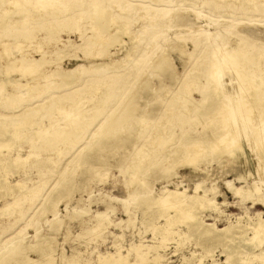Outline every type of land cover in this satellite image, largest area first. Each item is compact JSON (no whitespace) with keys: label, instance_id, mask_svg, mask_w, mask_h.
<instances>
[{"label":"bare ground","instance_id":"bare-ground-1","mask_svg":"<svg viewBox=\"0 0 264 264\" xmlns=\"http://www.w3.org/2000/svg\"><path fill=\"white\" fill-rule=\"evenodd\" d=\"M171 1L0 0V65L2 59L8 61V69L0 70V74H9L5 75L6 78L1 83L0 89V201L5 205L3 208L0 207V221L8 216L14 218L0 224V238L11 228H15L14 226L19 229L18 218L26 211L23 204L36 200L46 186L47 180H40L41 176H45V172L37 168L36 163L41 165L48 160L58 166L61 160L66 159L76 147L78 140L85 138L88 143L85 142L83 148L81 145L82 149L79 152H84L83 154L86 153L87 156L77 161L69 159L76 166L88 164L91 168L97 165L100 154L87 153L92 152L94 148L102 147L104 151L110 147L121 150L128 147L135 149L132 156L124 154L123 160L116 162L128 166V179H125L127 196L123 198L108 196L109 202L104 201L108 203L105 210L97 212L93 219H90L93 223L89 234L92 232L103 234L109 226L118 224L111 219L110 214L115 209L112 203L121 202L130 219L132 213L129 206L133 204L134 208L142 212L143 218L147 214L165 218L164 224L153 223L150 226L154 232L162 236L161 242L175 234L179 238L192 237L195 247L200 251L193 252L190 257L183 256L180 264H203L206 257L212 260L210 264H249L254 261L264 264L262 212L256 211L254 219L250 222L244 223L238 218L237 221H228L223 227H218L216 221L207 222L204 219V212L208 210L217 214L213 217L216 220L223 213L222 206L228 204L225 197L222 202L217 201L216 197L221 192L214 183L210 186L204 185V182L196 183L193 193H189L186 188L178 187L172 189L163 186L158 193H152L150 189V184L155 179L163 177L168 180L171 175H178L175 165L183 158L192 172H204L202 176L204 181L206 179L212 181L209 176L210 170L207 168L211 162L216 160L217 165L224 167L225 157L230 160L232 166L234 163L243 165L246 159L249 161V157L252 158L250 154H254L260 162L258 164L260 166L256 165L255 170L264 171V31H262L264 26H259L264 23L255 21L256 18L264 15V0H198L202 8L205 6L208 8L209 4H212L220 11L217 19L220 24L217 30H211V24L204 19L202 10L196 9L193 3L187 4L184 14L187 15L186 11L193 12L195 19L200 23L198 30L189 31L194 49L188 55L192 58V62L204 60L206 66L192 67V64L186 66L187 61L181 58L183 75L192 71L196 74L190 81L184 83L189 89L182 95L176 94L179 93L178 90L169 88L173 84H160V87L169 88H165L169 99L175 97V106L164 109L165 114L171 117L169 123H161L157 113L160 106L156 105L146 114H143L142 110H136L140 117L137 122V132L130 129L127 133H121L122 121L128 117L121 114V110L116 113L117 108L111 105V103L115 105L124 94H129L131 91L129 88L131 71L135 73L132 78H137L142 73L146 74L144 71L147 68L154 69L150 61L154 54L152 49L161 35V27L167 26V23L161 25L158 22L165 21L169 9L163 4ZM144 2L161 8L155 9V12L148 11L146 15L140 17L141 20L147 19L150 22L143 25L134 36L132 34L134 29L130 30V24L133 23L132 19L134 20L137 10H132V6ZM84 5L87 7H82ZM85 19L87 25H82L81 22ZM235 26L232 36L234 43L224 41L222 31ZM63 29H66L65 38L60 36V31ZM21 35L25 40L18 43L17 38ZM72 35L76 37L75 40L71 38ZM124 35L129 36V43L122 46L123 42L120 40ZM37 37L38 41L34 44ZM44 42L49 48H44L42 45ZM113 43H119L123 47H120L119 51L123 49L125 55L123 60L126 59L124 65L113 59L116 53L107 54L108 58L103 60L104 49ZM185 47L186 45L180 44L174 50L185 53ZM209 48L212 49L211 55L209 52L206 53ZM2 54L6 57L2 58ZM157 55L155 57L160 59V62L155 65V70H160L159 72L164 74L166 68L170 67L169 58L165 55ZM64 58L86 62H77L70 68H63L61 62ZM15 69L20 71H14ZM140 72L142 73L139 74ZM11 73H17L19 79L10 76ZM147 74L149 76L151 73ZM25 78L26 80H22ZM148 84L149 82L146 83ZM90 87L96 88L90 90ZM232 87H235V93ZM112 90L114 96H111ZM194 92L198 93L197 98L192 96ZM81 93H89L90 96L81 97ZM96 93L99 95L93 100ZM74 96L77 98V101H74L75 110L65 105ZM158 98V102L165 99L164 96ZM98 102L104 105L100 110H95L93 106ZM200 106L203 108L199 110ZM184 115L194 119L195 125L204 123V126L199 130L200 137L181 140L176 144L177 140L185 135L184 129L183 135L174 132ZM95 117L106 120L115 118L106 127L100 122L97 126L99 128L92 131L89 127ZM146 120H150L151 124L149 125ZM78 123L85 126V129L82 133L76 134ZM206 125L212 126L209 131L203 130ZM229 127L234 128V133L228 144L226 139H221L229 132L231 135ZM149 132L155 136L151 137L153 143L147 145L141 152V146L137 145L139 135L145 133L149 136ZM215 133L222 138L220 140L214 138ZM72 134L75 135H73L74 140L67 142ZM171 139H175L174 145L169 143ZM182 144L187 146L184 155L178 154L181 152ZM158 146L160 149L157 150ZM43 153L47 156L43 157ZM107 155L102 156L101 167L108 165ZM125 155L130 156L129 160ZM158 156L160 157L156 159ZM34 167L39 174L37 180L39 183L30 174ZM54 171L57 169L53 168L49 172ZM88 171L90 172V169ZM103 171L106 172V169ZM252 172L253 167L250 166L247 173L253 175ZM245 175L246 173L238 171L235 179L243 180ZM92 176L94 173H89V177ZM72 178L70 173L65 174L63 180H58L57 185L48 190L45 197L47 199L44 200L47 205L41 207V214L56 208L60 199L64 197L61 196L63 188L72 181ZM224 183L238 199H251L253 204L257 202L264 204V190L257 184L259 182H248L241 187L235 186L227 179ZM140 189L143 192H140ZM144 189L150 191L146 192ZM137 192H140L138 196ZM8 195L12 198L19 196L20 201L8 207L6 206L10 204ZM131 199L132 204L129 202ZM152 206H157V209L151 211ZM85 214L82 209L75 212V215L81 218ZM59 224L60 221L57 220L54 228H58ZM178 224L185 225L186 231L172 229ZM22 230L19 229L14 233L20 236L9 242L0 241V246L4 244L0 248V264H54L55 258L53 259L51 255L44 259L47 246H45L47 248L42 246L32 249L38 259L30 258L25 250L20 252L22 246L27 248L25 246L32 243L26 242L28 238ZM36 237H38L37 243L40 239L44 243V237L39 235ZM115 246L116 250L113 253L99 252L97 263L148 264L151 261L153 264H163L165 262L163 261L165 255L158 252L161 246L158 244L132 243L127 248L126 255L121 252L123 248L121 245ZM217 248L220 254L225 256L224 262L214 257ZM150 249L154 251L151 259L147 255ZM130 251L135 252L134 262L128 259ZM78 255L76 252L70 257H62L61 260L64 264H79ZM86 261L87 264L91 262L89 259Z\"/></svg>","mask_w":264,"mask_h":264},{"label":"rangeland","instance_id":"rangeland-1","mask_svg":"<svg viewBox=\"0 0 264 264\" xmlns=\"http://www.w3.org/2000/svg\"><path fill=\"white\" fill-rule=\"evenodd\" d=\"M103 1H108V0H103ZM111 1L120 2V0H111ZM166 2L163 5L167 9H169V12L165 16V21L158 22V23H160L161 25L164 23H167V26L161 27V35L158 38L157 42L155 43L154 49H152V52L154 51V54L152 58L150 59V61L153 63L154 69L152 68L150 70L149 68H147V70L144 71L146 72V74H143L142 72H140L139 74L142 73V75L141 76L138 75L137 78L135 77L132 78L135 75V73L134 71H131V75L129 76V79H130L129 88L131 89V91L129 92V94H124L123 97L120 99V101L116 102L115 105L111 103V105L117 108L116 113L120 112L121 110V114L126 115L128 117L126 120L122 121V128H121L122 131L120 130L121 133L122 132L127 133L130 129H133L134 131L137 130L138 128L137 122H138V119H140V117L138 116L139 114H137L136 110L138 109L142 110L143 114H146V112H151V108L156 105L160 106L157 113H158L161 123L162 122L169 123V121H171V117L168 116L169 114H165L166 112L164 109L165 107L175 106L174 104L175 97L173 99H169V95L167 94V91H165V88L166 89L170 88L172 90L176 89L179 92L176 94L182 95L185 91H187V89H189V88H186L184 83L190 81L192 77L196 75L195 71L190 72V74L183 75L184 68L182 66L181 58L182 59L185 58V60L187 61L186 66L190 64H192V67L206 66V63L204 60H201V61L195 60L194 62H192V58H189L188 53L190 51H193L194 49V46H193L194 43H191L192 40H191V36H190L191 34L189 31L198 30L200 28L199 26L200 23L199 21L195 19V15H193V12L189 13V11H186L187 15H185L184 10L186 9L185 7H187V4L193 3L194 4L193 6L196 9L202 10V12L204 13V19L207 20L211 24V30H217L219 28L218 24H220V22L217 19H218V16L220 15V11L217 10L212 4H209L208 8L206 6L202 8L199 5L198 0H194V1L192 0H172L170 3H166ZM77 4L79 5V3ZM144 4L147 5L148 7L146 8ZM82 7H87V5L86 6L84 5ZM114 8L115 7H113V9ZM159 8H161V6L159 7L152 6L148 2H144L143 4L136 3L135 5L132 6V10L133 9L137 10L135 16L133 17L134 20L132 19L133 23L130 24V30L131 28L134 29V31H132V34L134 36L137 34L140 28H143V25L150 22L147 19L143 21L140 19V17L146 15L148 11L155 12V9H159ZM258 20L264 23V15L255 19V21H258ZM81 24L87 25V20L85 19L84 21L81 22ZM256 25H259V24H256ZM259 26L263 27L264 24L259 25ZM186 27L190 29H187ZM235 29H236V26L228 27L227 29H224L222 31L223 33L222 37H224L223 40L227 42H231L233 44L234 42L232 41V36H233V32ZM262 31H264V29H262ZM39 33H42V32H39ZM60 36L63 38L66 37V29H63L60 31ZM20 37L22 39H20ZM38 37L36 38V40L34 39L35 40L34 44H36V42L38 41L37 40ZM71 38L74 40L76 39L74 35H72ZM109 38L110 37H107V39ZM23 39L24 38L22 37V35L19 36L17 38L18 43L19 41ZM120 41L123 42L122 46L127 45V42L129 43V36H125V35L121 36ZM180 44L182 46L186 45L185 53H179L178 51L174 50ZM42 45L44 46V48H49V45L45 44V42ZM122 46L119 43H116V44L113 43L109 47L105 48L104 53H103V55L105 56L103 60H106L108 58L107 54L116 53L113 59H116L117 62L122 63L121 65H124L126 59L123 60V56H125L123 49L119 51L120 47L123 48ZM207 50L208 51H206V53L209 52V54L211 55L212 49L209 48ZM156 54H158L157 56L165 55L167 58H169L170 67L166 68L164 74L159 72L160 70L159 71L155 70V65L159 64L160 62V59H156L155 57ZM78 55L82 56L81 53H78ZM1 56L2 58L6 57V55L4 54H2ZM70 59L71 58H64L61 62V66L63 68L65 67L70 68L74 66L75 63L77 62H86L84 60H76V59L70 60ZM103 60H100V61H103ZM1 63L2 64L0 65V70L6 71L8 69L7 67L8 61H5L4 59H2ZM14 71L19 72L20 69H15ZM149 72L151 74H149L148 76L147 73ZM5 75L0 74V89H1V83L6 78ZM10 76H13L16 79H19L17 73H11ZM22 80H26V78ZM147 82H149L148 85H146ZM162 83L164 85L165 84L166 85L173 84V85L169 88L165 86L160 87V84ZM95 88L96 87H90L89 89L92 90ZM80 90L82 91L83 88L81 87ZM232 90L234 91V93L236 92L235 87L234 88L232 87ZM110 93H111V96H114L113 90ZM98 95L99 93H96L95 98L93 100H95L96 96ZM86 96L87 97L90 96L89 93H81V97L86 98ZM159 96H164L165 97L164 101L158 102L159 98L157 99V97ZM192 96L197 98L198 93L194 92L192 93ZM74 101H77L76 96H74L72 100H69L68 103H65V105H67V108L75 110L76 108H74V106L76 105V103ZM111 102H113L112 99H111ZM102 105L104 104L98 102L97 105L93 107L95 110H100ZM202 108L203 107L200 106L199 110ZM2 109L5 110L4 108ZM114 118L115 117L111 119L108 118V120H106L105 118H102V117H97V118L95 117L93 120L94 122H92L89 129L92 131H96V129L99 128L97 126L99 125L100 122H102V125L106 127L109 125L110 121ZM45 120H47V118H45ZM146 121L148 122L149 125L151 124L150 120H146ZM203 126H204V123H197V125H195L194 119L190 118L189 116L184 115L182 121H180L179 124L176 125V127L174 126L175 127L174 132L177 133V135L179 134L183 135L182 130L183 129L185 130V135L181 136L180 139L177 140L176 144L180 143L181 140L183 141L185 139H191L193 137H197V138L200 137L201 134H199L200 132L199 130L200 129L202 130ZM211 127L212 126L206 125L205 127L206 129L204 128L203 130L209 131ZM83 129H85V126H81L79 124L76 134H79V132L82 133ZM228 129L229 131H231V135L229 132L226 135V137L222 138V137H219L218 133H215L214 138L216 137L218 138V140H220V138H222L221 140L226 139L227 140L226 143L229 144V141L234 133L233 132L234 128L229 127ZM148 130H149V127H148ZM149 133H150L149 136L145 135V133H141L139 135V138H138L139 140H138L137 145L141 146L140 147L141 152H143L146 149L147 145L153 143V140L151 137H155V136H152L151 132ZM73 135L74 134H72V137L68 139L67 142L74 140L75 135L74 136ZM174 140L175 139H171L169 143H171V145H174ZM78 142L79 143L76 145V147L73 150H71V152L68 154L66 159L63 158V160H61L58 166L54 164L53 161H48V160L41 163V165L40 164L37 165L36 163V167L40 168L41 170L45 172L44 173L45 176L44 177L41 176L40 180H43V179L47 180V183L45 184L46 186L43 188V190H41L40 194L37 196L38 199L36 198V200H34L32 203L29 202V203L23 204V208L26 211L24 215L18 218L17 226L19 225V229L21 230L23 229L22 232L23 233L25 232V235H26L25 237L28 238L26 239V242L27 243L32 242V243L31 245L29 244L28 246H25L27 248H24V246H22L20 248V252L22 250L23 251L25 250L27 251L26 253L28 254L30 258L38 259L37 254L34 251H32V249H37L43 246L44 248L48 247L46 249L47 251L45 252L47 256L45 255L44 259L46 260V258L50 257L51 255L53 259L55 258L53 260L54 264H64V261H62L61 258L64 256L70 257L73 253H76V252L77 254H79L78 255V259L80 260L79 264H87L86 259H89V261H91L90 264H98L97 254L99 252L101 254L113 253L116 250L115 245H121L123 247L121 249V252L124 255H126L127 248H129L130 244L132 243L138 244L141 242L144 245L145 244L161 245L158 248V252L160 254L165 255L163 259V261L165 262H163V264H180L183 256L190 257L193 252L198 253L200 251L199 248L197 249L195 247L194 240L192 239V237L187 238V239L179 238L175 234V236L168 237L167 239H164L163 242H161V240L163 239L162 236L154 232L150 226L153 223L159 224V225L164 224L165 218L151 216L150 214L149 215L147 214L145 218H143L142 212L139 209H136L133 207L132 199L129 201L132 204L129 206V209H131V213H132L131 219L129 218L128 214L124 211L123 204L121 202H114L112 203V206L115 209L113 210V212H111L110 215H111V219L115 223H118V224L116 226L114 225L109 226V228L103 234H100V235L96 233L93 234V232L92 234H89V231L91 230L90 227L92 226V223H93L92 221H90V219L92 220L94 215L97 212L105 210L107 206L106 204L108 203L104 201H108V198L110 196H115L119 198H123L127 196V188H126L127 184H126L125 179H128V172H127L128 166L125 165V163L116 164V162L123 160L124 154L132 156V153L133 151H135V149L128 147V148H125L124 150H121V148L110 147V149H108L107 151H104V148L102 149V147L94 148L92 152L89 151L87 153L90 154V153L98 152L100 154V158L99 160H97V165L89 168L88 164H81V166L79 164L78 166H76L75 164L69 161V159H74L75 161H77L79 158H83V156L85 157L87 156L86 153L83 154L84 152L83 153L79 152L80 149L83 148V145H86L88 143L87 140L85 138L84 140L79 139ZM81 145H82V148H81ZM158 149H160V146L157 147V150ZM186 150H187V146L182 144L181 152H178V154L182 153V155H184L186 153L185 152ZM55 152L57 151H54V153ZM104 154H108L106 158L108 165L101 167V162H102L101 158ZM42 155L43 157L47 156L45 153H43ZM52 155L54 157V154ZM116 155L117 157H115ZM250 156H252V158L249 157V161L246 159L244 161L245 164L243 163V165L234 163L235 166L234 165L232 166L230 165V160H228L227 157H225L226 159L224 160V163H223L224 167L217 165L218 162L216 160L212 161L211 165L207 167L210 170L209 176H210V179H212V181L207 180V179L204 181L202 179L204 172L203 173L192 172L190 166L186 164L187 162H185V159L183 158L181 159L182 161L180 160L175 165V171H177L178 175H171L168 178V180L163 177L155 179L152 182V184H150V189L152 193H158L159 192L158 190H160L163 186H166L167 188H172V189H174L175 187H178L181 189L186 188L189 193H193L196 183L204 182V185H207V186H210L212 183H214V185L217 186L218 190H220V192L222 193V194L220 193L217 195L216 197L217 201L222 202L223 198L225 197L226 200L228 201V204L226 206L225 205L222 206L223 213H221V216H219L216 220L213 219L215 215L217 216L215 212L208 211V210L205 211L204 212L205 221L207 222L216 221V224L218 227H223L225 224H227L228 221H237L238 218H240V220L244 223H246L247 221L250 222L254 219L255 217L254 214L256 211H260L264 215V204H261L260 202L253 204L251 203V199H246V200L238 199L235 195L231 193V191H229V187L227 186V184L224 183L227 179V180H231L235 186L241 187V185H246V183L248 182L249 183L259 182L257 184L264 190V171L260 169L255 170L257 166H260L258 165L260 163L259 158H256V155L254 154L253 155L250 154ZM129 157H127L128 160H129ZM159 157L160 156L156 157V159H158ZM254 158L257 160L255 161ZM201 166H204V164H201ZM250 166L253 167V172H252L253 175L251 173L248 174ZM36 167L32 169L30 174L32 178L37 182L39 178V174L36 171L37 170ZM53 168H56L57 171H54L52 173L49 172ZM231 168H234L236 171L232 170ZM89 169H90V172L88 171ZM103 169H106V172L103 171ZM238 171L246 173L245 179L243 180L235 179L236 173ZM68 173H70L73 178H72V181L68 183V185H66V187L63 188L62 190L63 193H61V196H64V197L60 199V201L56 205V208L53 211L41 214L40 213L41 207L43 208L44 205L45 206L47 205L45 204V201H44L45 199H47L45 198L46 194L51 190V188H54V186L57 185L58 180H63V177L65 176V174L68 175ZM89 173H94V176L89 177ZM8 176L9 174L7 175V178ZM61 183L63 184V181H61ZM144 190L146 192L150 191V190L147 191L146 189ZM140 192H143V190H141ZM140 192H137L136 195L138 196ZM7 199L9 201L8 203H10L6 205L8 207H12V205L20 201L19 196H17L16 198H12V196L8 195ZM46 202L48 203V201ZM4 206L5 205H3V203L0 201V207L3 208ZM79 209H82L86 212L85 216H82V218L77 217L75 215V212H77V210ZM156 209H157V206H152L151 211L156 210ZM245 211H247L248 213H245ZM209 214H211V216H209ZM7 218L4 217V219L0 221V224L2 225L3 222L14 219L12 216H8ZM55 219L60 221L58 228L55 227L57 228V230L54 228L56 221H57ZM128 219L133 220V221L130 222ZM14 227L15 228L13 229L11 228L7 232L6 235H3L0 238V241H2L3 243H7L10 240L20 236L18 234H14L19 230V229H16V226ZM172 229L173 230L181 229L182 231H186V227L183 224L175 225L174 227H172ZM36 230H38L39 232L37 231L35 233ZM38 235L44 237V243L42 242L40 238H39L40 239L39 242L38 243L36 242L38 239V237L36 236ZM3 245H1L0 248ZM214 254H215L214 257L218 261L220 262L225 261V256L220 254V251L218 248L215 250ZM147 255L151 259L152 256L154 255V251L150 249ZM128 259L131 260L132 262L135 261L136 257H135L134 251H130V253L128 254ZM211 261L212 260L210 258L206 257L204 258L203 264H210ZM148 264H153V263L150 261ZM186 264H190V263H186ZM228 264H231V263H228ZM249 264H260V263L258 262L255 263L254 261V262H249Z\"/></svg>","mask_w":264,"mask_h":264}]
</instances>
